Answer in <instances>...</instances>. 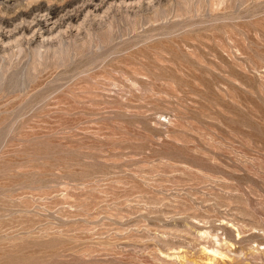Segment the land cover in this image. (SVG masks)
Wrapping results in <instances>:
<instances>
[{
    "label": "rangeland",
    "instance_id": "obj_1",
    "mask_svg": "<svg viewBox=\"0 0 264 264\" xmlns=\"http://www.w3.org/2000/svg\"><path fill=\"white\" fill-rule=\"evenodd\" d=\"M17 35L0 264H264V0H142Z\"/></svg>",
    "mask_w": 264,
    "mask_h": 264
},
{
    "label": "bare ground",
    "instance_id": "obj_2",
    "mask_svg": "<svg viewBox=\"0 0 264 264\" xmlns=\"http://www.w3.org/2000/svg\"><path fill=\"white\" fill-rule=\"evenodd\" d=\"M26 1L30 5H24L25 8L18 7L9 16H6L10 8L8 4L0 3L1 41L10 39V37L17 34L21 36L25 32L31 34L35 30L41 31L43 35L49 37L54 33L57 34L60 30L69 28L80 21L81 17L84 18L88 14L97 15L112 5L134 4L142 0H53V2H35L34 4L29 3L28 0ZM4 30L7 32H4Z\"/></svg>",
    "mask_w": 264,
    "mask_h": 264
}]
</instances>
